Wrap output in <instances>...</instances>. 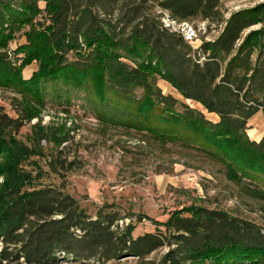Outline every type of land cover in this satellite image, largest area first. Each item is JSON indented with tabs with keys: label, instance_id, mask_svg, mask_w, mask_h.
<instances>
[{
	"label": "trees",
	"instance_id": "1",
	"mask_svg": "<svg viewBox=\"0 0 264 264\" xmlns=\"http://www.w3.org/2000/svg\"><path fill=\"white\" fill-rule=\"evenodd\" d=\"M224 1L0 0V91L12 93L16 114L0 105V264H107L163 249L162 264H264V227L255 222L196 206L172 214L166 231L135 237L120 212L91 214L58 187H33L25 168L47 137L36 130L41 112L55 104L70 113L79 104L106 124L137 126L146 139L218 162L264 202V137L256 142L247 133L250 120L264 114V2L224 20ZM166 17L224 27L194 50ZM158 78L219 121L164 95ZM36 119L37 145L30 147L18 136ZM50 166L61 175L76 162L62 148Z\"/></svg>",
	"mask_w": 264,
	"mask_h": 264
},
{
	"label": "rangeland",
	"instance_id": "2",
	"mask_svg": "<svg viewBox=\"0 0 264 264\" xmlns=\"http://www.w3.org/2000/svg\"><path fill=\"white\" fill-rule=\"evenodd\" d=\"M263 2L225 0L222 3L224 20L237 11ZM168 21L166 17L165 22ZM172 26L183 31L184 35L195 33L189 44L198 50L204 42L213 41L220 35L224 23L195 20ZM23 42L24 39H19L12 48ZM37 68L35 63L26 68L24 77L30 79ZM157 82L164 95H172L202 112L210 121H219L216 114L208 113L201 104L186 100L168 82L160 78ZM11 97L12 93L0 91V105L11 116H16ZM63 109L49 104L41 112L42 125L36 130H43L47 137L39 145L34 129L37 119L26 125L18 136L30 147L37 145L36 150L40 152L25 164L32 176L33 187H58L76 198L91 214L102 208L118 211L123 217L122 226H135V237L166 231V222L172 214H185L196 206L223 210L264 227V202L253 197L242 185L229 180L225 168L218 162L197 154L193 149L163 144L150 137L146 139L137 126L125 128L127 126L106 124L95 116L86 115L79 104L71 106L70 113ZM247 133L253 141L255 137H264L263 112L250 120ZM67 134L72 139L59 146L58 141ZM62 148L68 160L76 162V169L62 171L59 175L51 168L50 161ZM2 183L3 178H0V185ZM166 252L163 249L144 260L129 257L107 264H162Z\"/></svg>",
	"mask_w": 264,
	"mask_h": 264
},
{
	"label": "built area",
	"instance_id": "3",
	"mask_svg": "<svg viewBox=\"0 0 264 264\" xmlns=\"http://www.w3.org/2000/svg\"><path fill=\"white\" fill-rule=\"evenodd\" d=\"M195 33H189V35H183L186 41L190 42L193 39Z\"/></svg>",
	"mask_w": 264,
	"mask_h": 264
},
{
	"label": "bare ground",
	"instance_id": "4",
	"mask_svg": "<svg viewBox=\"0 0 264 264\" xmlns=\"http://www.w3.org/2000/svg\"><path fill=\"white\" fill-rule=\"evenodd\" d=\"M170 24V25H169ZM172 24L174 25V24H177V23H175V22H172V21H168V22H166V25L167 26H169V27H171L172 26ZM186 24V23H185ZM177 26V25H176ZM188 27V26H187ZM191 27V26H190ZM171 28H173V26L171 27ZM174 29V28H173ZM175 30V29H174ZM175 31H177V30H175ZM177 32H179V31H177ZM183 32V31H182ZM182 32H180V33H182ZM183 34V33H182ZM185 34V33H184ZM183 34V35H184ZM187 34H188V32H187Z\"/></svg>",
	"mask_w": 264,
	"mask_h": 264
},
{
	"label": "crops",
	"instance_id": "5",
	"mask_svg": "<svg viewBox=\"0 0 264 264\" xmlns=\"http://www.w3.org/2000/svg\"><path fill=\"white\" fill-rule=\"evenodd\" d=\"M262 138L258 139L255 137L254 141L259 142Z\"/></svg>",
	"mask_w": 264,
	"mask_h": 264
}]
</instances>
